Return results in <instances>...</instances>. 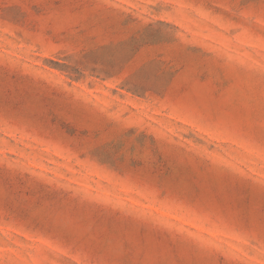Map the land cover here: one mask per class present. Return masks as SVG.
Segmentation results:
<instances>
[{"label":"rangeland","instance_id":"1","mask_svg":"<svg viewBox=\"0 0 264 264\" xmlns=\"http://www.w3.org/2000/svg\"><path fill=\"white\" fill-rule=\"evenodd\" d=\"M0 264H264V0H0Z\"/></svg>","mask_w":264,"mask_h":264}]
</instances>
